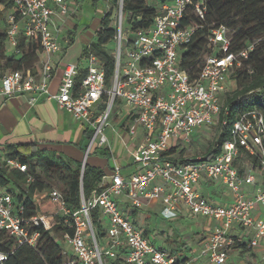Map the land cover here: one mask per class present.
Returning <instances> with one entry per match:
<instances>
[{
  "label": "built area",
  "instance_id": "2783aa9c",
  "mask_svg": "<svg viewBox=\"0 0 264 264\" xmlns=\"http://www.w3.org/2000/svg\"><path fill=\"white\" fill-rule=\"evenodd\" d=\"M8 1L12 7L6 16L7 43L15 48L21 35L39 37L43 58L37 70L16 69L0 75L1 95H27L31 103L41 97L55 100L59 108L92 130L86 157L96 145H110L106 128L118 100L134 110L130 134L135 135L140 128L146 132L144 141L131 151L136 171L125 176L120 165L114 166L110 181H103L91 196L87 198L81 192L78 209H71L57 188L38 195L49 196L58 206L57 214L64 217L63 224L73 229L72 233H63L73 249L64 264H114L117 260L124 264H173L176 254L156 246L133 214L153 204L164 218L189 210L217 222L201 241L200 253L191 258L194 263L205 258L209 264H226L230 249L237 241L244 242L230 235L235 224L253 230L245 241L248 247L260 243L264 217H257L255 210L264 207V185L259 180L264 175L262 113L253 110L238 118L231 127V138L213 157L187 155L185 160H175V154L168 153L175 141L190 142L196 131L219 123L221 95L228 91L229 75L249 57L257 40L233 51L229 27L212 28L211 51L204 57L198 75L192 77L181 64V51L196 30L190 23L192 16L205 18L207 0H149L158 6V13L151 26L136 30L125 29L124 0H118L116 66L111 85L107 86L102 60L90 53L82 80L79 65L67 62L58 90L53 92V55L61 50L60 29L53 17L57 14L65 19L71 14L72 0ZM4 8L0 2V10ZM104 97L106 104L98 110ZM246 152L250 157L247 163L241 158ZM8 163L28 171V165L17 159ZM33 180L28 174L27 181ZM203 180L222 183L229 189L231 200L222 203L203 194L199 190ZM123 197L127 199L125 207ZM95 208L99 210L98 223L93 219ZM24 211L23 206L15 210L12 192L0 186V231L17 244L37 247L41 228L53 227L51 217L44 213L24 216ZM10 253L0 246V263Z\"/></svg>",
  "mask_w": 264,
  "mask_h": 264
},
{
  "label": "trees",
  "instance_id": "16d2710c",
  "mask_svg": "<svg viewBox=\"0 0 264 264\" xmlns=\"http://www.w3.org/2000/svg\"><path fill=\"white\" fill-rule=\"evenodd\" d=\"M0 2L5 5L1 11L3 16H0V75L9 70L34 69L42 52L39 37L28 38L21 35L18 45L9 53L6 41V12L12 4L8 0ZM117 9L118 0H113V6L100 19L95 38L83 49V57L87 58L90 53H94L102 60L107 86L111 85L116 66L114 15ZM124 11L128 14L129 29L136 30L151 26L158 13V6L149 0H124ZM190 23L196 26V30L192 41L181 51V64L192 77L198 75L204 57L211 51L209 37L212 28L220 25L229 27L233 51L243 49L249 42L257 40L249 57L243 59L241 66L233 68L229 75V79L236 82V88L221 95L223 109L220 121L216 124V138L202 155L213 157L220 152L222 144L231 138V127L238 118L253 110L264 115V0H207L205 18L192 16ZM79 67L81 81L87 69L85 66ZM106 99L104 97L102 107L105 106ZM92 134V130L87 128V140H91ZM176 152L178 155L174 156L175 160L186 159L185 147L178 151L174 147L168 153ZM247 154L246 152L241 156L246 163L250 160ZM9 159H17L27 164L28 171L23 172L11 166ZM39 171L44 178L40 176ZM28 174L34 178L33 181H27ZM104 177L105 172L100 166L92 165L87 160L83 167L81 160L56 150L41 148L36 143L8 144L5 146V156L0 155V186H5L12 192L15 210L18 212L23 206L24 216L48 214L53 227H56L62 236L65 230L72 233L73 229L63 224L64 217L57 214L58 206L49 196L38 197L52 189L46 179H54L60 183L67 205L75 210L81 206V192L88 198L99 189ZM133 214L137 217L138 210H134ZM93 219L96 223L99 222L98 208L93 210ZM41 229L43 234L37 247L17 244L13 238L0 231V246L11 252L8 259L0 264H64L67 252L51 234V229ZM144 234L148 237L147 230H144ZM244 246H247L245 241H237L235 245ZM187 250L189 247L186 243L184 248L173 249L172 252L176 254L173 264H195L186 256ZM114 264L124 263L117 260Z\"/></svg>",
  "mask_w": 264,
  "mask_h": 264
},
{
  "label": "crops",
  "instance_id": "0c3cea01",
  "mask_svg": "<svg viewBox=\"0 0 264 264\" xmlns=\"http://www.w3.org/2000/svg\"><path fill=\"white\" fill-rule=\"evenodd\" d=\"M83 1L84 0H72L71 5L73 12L65 17V19H62V17L57 14L53 17L55 25L60 29L59 35H61L65 29L69 31L66 37L67 46L64 48L61 47V50L53 55L55 65V73L51 81V90L53 92L58 90L63 75V69L67 62H75L79 66H85L87 68V58H85V64L81 62V58H83L84 47L89 45L93 39L81 41V53L76 54L72 51L77 42L76 33L72 32V28L76 31L77 26L71 21V16L76 14L78 7L81 6ZM106 1L108 3V8L104 11V14L110 8V0ZM50 5L57 8L53 1H50ZM84 21L85 18L81 17L80 23L82 24ZM99 23L95 28V32L100 26ZM93 36L95 38V33ZM8 45L11 49L14 48L12 45ZM42 58L43 55L40 53L34 70H37L40 66ZM101 107L102 104L100 103L98 105V110ZM133 113L134 110L126 105L124 101H117L110 119L111 123L106 128L110 145H96L94 148V160L90 161L89 157L92 153L86 157V151L89 145H86L87 127L82 122L76 120L71 113L59 108L55 100L41 97L35 103H31L27 95L5 96L0 94V155L5 156V146L8 144L36 143L41 148L56 150L59 153L81 160L82 162L84 160L87 162L88 160L92 165L100 166L105 172L103 181H110V175L116 165H120L123 174L129 176L137 169V165L133 162L131 151L144 141L146 135V132L142 128H140L135 135L130 134L129 126L133 121ZM196 134L197 133L194 134L193 140L197 139ZM118 138L121 140V146L118 145ZM182 142V140L175 141L174 147L177 151L184 148V146H180ZM99 153L107 157H102L103 155L100 156ZM176 155H178V152L175 153V156ZM259 178L261 184L264 185V175H261ZM217 185L220 186L223 184L216 181L203 180L199 185V190L206 196L214 199L218 197V201L222 203L230 201L232 198L230 191L227 192L224 189L222 191L218 189L214 191L209 190L211 187ZM247 189H250V187H247ZM122 204L123 207L126 206V198H123ZM156 208L159 207L153 204L138 210L137 220H139L141 216L145 218L151 217L152 211ZM255 215L257 217H264V207L258 206L255 210ZM207 219V225L204 227L206 230L204 232L205 236L202 240L217 223L213 219ZM139 224L142 226L141 223ZM252 234V229L244 228L239 224L233 225L230 229V235L238 236L243 241H248ZM201 241L199 242V246ZM232 252L239 253V255L243 256V259L252 262L251 264H264L262 262V258L264 257V238L255 247H232L229 253ZM202 259L203 258L199 259L195 263L198 264L199 261L202 262Z\"/></svg>",
  "mask_w": 264,
  "mask_h": 264
},
{
  "label": "rangeland",
  "instance_id": "374dc122",
  "mask_svg": "<svg viewBox=\"0 0 264 264\" xmlns=\"http://www.w3.org/2000/svg\"><path fill=\"white\" fill-rule=\"evenodd\" d=\"M111 6H113V0H110V7ZM107 8L108 3L106 0H97L96 2H94V0H84L81 6L78 7V11L76 12V14L71 16V21L77 26L76 31L74 30V28H72V32L76 33L77 39L75 48L72 50L73 53H81L83 40L88 41L94 39L93 34L95 33V28ZM10 10L11 8L8 9L6 14L9 13ZM116 15L117 11L114 15V24H116ZM0 16H3V14H1V10ZM81 17L85 18L86 22L84 21L81 24ZM124 26L126 30L129 29L128 14L126 12ZM68 33L69 31L65 29L64 32L59 35L60 45L63 48L67 46L66 37ZM7 50L9 53L13 51L9 45ZM81 62L85 64V57L81 58ZM235 88L236 82L234 80H230L228 84V90H233ZM216 128V124L208 127H203L202 129L195 132L197 133L196 140L191 139L190 142H182L180 143V146L185 147L187 155L189 156L203 155L216 138ZM194 136L195 135H193V137ZM89 143L90 141L86 140V145H88ZM118 145H122L120 138H118ZM94 151L95 150H93L92 154L89 157L90 161L94 160ZM99 154L100 156L103 155L101 153ZM102 157L107 156L103 155ZM39 173L41 176V171H39ZM41 177L44 178L43 175ZM46 181L49 183L51 188H57L61 190V185L57 180L46 179ZM217 189L219 191H222L223 189L227 192L229 191V189L224 185H217L211 187L209 190L214 191ZM207 220L208 219L206 217L193 215L189 210H185L184 212H181L179 216L173 218H164L161 214L160 209L156 208L154 211H152L151 217L145 218L141 216L138 221L142 224L143 228L147 230L148 237L152 242L156 244V246L172 251L176 248H184V243H186L187 247H189V250L186 251V256L192 258L196 254L200 253L199 242L205 236L204 232L206 230L204 229V227L207 225ZM51 234L58 240L60 245L65 249L67 253H73L71 245L64 240L63 236L57 231L56 227L51 228ZM251 263L252 262L243 259V256L239 255V253L234 252L229 253L226 262V264ZM198 264H209V261L207 259H202V262L199 261Z\"/></svg>",
  "mask_w": 264,
  "mask_h": 264
}]
</instances>
